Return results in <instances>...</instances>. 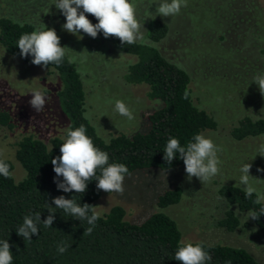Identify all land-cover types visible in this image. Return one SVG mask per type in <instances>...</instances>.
I'll list each match as a JSON object with an SVG mask.
<instances>
[{"label":"rangeland","instance_id":"1","mask_svg":"<svg viewBox=\"0 0 264 264\" xmlns=\"http://www.w3.org/2000/svg\"><path fill=\"white\" fill-rule=\"evenodd\" d=\"M131 2L146 30L151 18L167 23L168 34L157 43L158 48L189 72L194 103L216 118V129L202 134L220 149L217 155L222 163L219 174L205 183L195 177L189 181L184 164L168 170L133 171L124 180L123 195L102 191L94 206L103 214L120 205L125 219L139 223L158 210V195L180 185L181 200L160 210L177 222L183 242L241 247L258 264H264V235L247 214L240 215L242 223L234 231L217 225L228 208L218 187L226 183L245 189L240 182V169L245 163L251 164L249 174L254 178L249 183L264 197V171L257 170L264 169V153L260 152L264 134L243 140L231 136L232 127L241 117H264V95L253 82L255 76L264 75V0H188L187 7L170 17H162L157 11L164 0ZM55 3L56 0H0V16L38 21L56 30L61 44L71 49L67 54L81 73L89 119L101 137L145 131L146 116L159 106V101L148 98L146 84L126 81V69L136 57L116 49L99 34L94 39L81 31L83 39H78L65 31L62 25L66 18ZM142 31L145 35L146 31ZM59 86L56 74L8 54L0 45V111L8 112L12 122V127L0 123V160L12 161L15 180L24 174L14 156L17 140L32 134L48 142L65 131L68 118L54 101ZM36 90L50 97V103L40 113L29 104ZM118 100L129 107L134 119L115 110Z\"/></svg>","mask_w":264,"mask_h":264},{"label":"trees","instance_id":"2","mask_svg":"<svg viewBox=\"0 0 264 264\" xmlns=\"http://www.w3.org/2000/svg\"><path fill=\"white\" fill-rule=\"evenodd\" d=\"M86 15L93 24L98 22L91 14ZM44 25L38 21L2 15L0 45L8 54L31 63L32 56L21 57L17 41L22 34L44 30ZM168 31L165 21L151 18L147 22L144 39L134 44L122 45L118 38H105L102 32L98 33L116 49L136 57L126 69V81L146 84L148 98L159 101V106L146 116L148 127L145 131L101 137L89 119L83 81L76 63L67 54L59 66L50 64L47 67L59 80L54 101L68 118V123L61 136H53L48 142L32 134L23 135L16 141L14 153L24 173L22 178L15 180L13 174L10 178L0 175V241L8 240L11 245L12 264H181L174 259L183 242L181 231L174 218L160 210L181 200L183 188L180 185L158 195V210L139 223L125 219V210L120 205L112 206L100 215L90 235H83L85 229L91 227L87 220L80 221L55 208L52 203L55 197L63 195L67 199L74 198L78 204L94 206L103 191L97 189L96 180L90 181L86 192L80 194L74 191L65 193L58 190L54 183L56 174L51 160L61 155L60 145L65 142L68 131L80 125L85 126L86 134L95 146L109 154V163H123L129 173L147 168L168 170L181 166L184 163L179 154L171 164L164 160L168 139L177 138L181 146L186 147L194 135L216 129V118L193 101L189 72L164 56L158 48L157 43L166 37ZM0 123L12 127L8 112L0 111ZM263 134L264 117L261 116L255 119L243 116L231 129V136L236 140ZM2 160L10 166L12 173V161ZM58 179L62 181L63 177ZM218 194L228 203L224 216L217 221L218 226L234 231L242 223L240 215L253 211L259 217L252 221L264 235V214L260 215L264 199L256 203L260 198L258 193L254 192L246 198L244 188L223 183L218 187ZM50 208L55 212L51 227L38 224L39 234L33 235L30 241L17 235L25 216L40 213L43 221ZM190 242L202 244L204 250L210 253L212 259L207 264H258L255 257L241 247ZM62 243L70 245L63 254L58 252Z\"/></svg>","mask_w":264,"mask_h":264},{"label":"clouds","instance_id":"3","mask_svg":"<svg viewBox=\"0 0 264 264\" xmlns=\"http://www.w3.org/2000/svg\"><path fill=\"white\" fill-rule=\"evenodd\" d=\"M187 3L188 0H170V2L164 0L159 4L157 11L162 17L175 16L180 13L182 7H187ZM54 5L66 18L62 28L76 35L78 39H83V36L79 35L81 31L94 39L97 38L98 33L102 32L105 38H118L122 45L134 44L144 39L142 29L144 31L146 29L144 24L138 21L137 8L131 0H56ZM86 14H91L98 22L93 24ZM17 47L20 49L21 57L32 56L31 63L44 68L50 64L59 66L71 50L67 46L62 47L56 30L47 28L45 25L44 30L37 29L31 33L22 34L17 41ZM253 82L258 85L260 93L264 95V75L255 76ZM49 103L50 97L41 91L32 92L29 104L37 113L42 112L45 105ZM115 110L129 120L134 119L132 111L123 101H116ZM86 131L84 125L69 130L65 142L60 145L61 155L51 160L56 174L54 183L57 189L65 193L73 191L77 194L85 193L88 183L96 180L98 190L123 195L124 180L130 175L129 169L123 163H109V154L96 147ZM219 151L214 141L203 134L194 135L186 147H182L177 138L170 137L164 149V160L171 164L179 154V158L185 165L188 180L191 181L195 177L201 183H205L220 172L219 166L222 162L217 155ZM260 152L264 153V145L261 146ZM250 168L251 164L245 163L240 169L242 173L240 182L245 186L246 198L251 197L256 191L249 183L250 178L254 179L249 174ZM257 170L264 171V169ZM98 171L99 175H97ZM0 175L5 178H10L12 175L10 166L3 160H0ZM59 177H63V180L60 181ZM260 199L264 197L258 198L255 202L259 203ZM52 203L55 208L62 209L80 221L87 220L91 227L85 229L83 235H90L93 232L96 221L101 215L97 211L98 206L87 203L81 205L74 198L67 199L63 195L55 197ZM262 214H264V208L260 210V215ZM247 217L255 220L259 215L249 211ZM54 220L55 212L51 208L49 215L43 221H41L40 213L25 216L22 225L17 229V235L30 241L33 235L39 234L38 224L42 223L44 227H51ZM68 247L70 245L62 243L58 246V252L63 254ZM10 248L8 240L0 241V264H12L13 254ZM174 259L181 264H207L212 257L204 250L202 244L182 242L175 252Z\"/></svg>","mask_w":264,"mask_h":264}]
</instances>
